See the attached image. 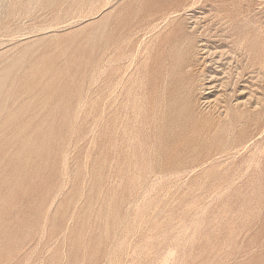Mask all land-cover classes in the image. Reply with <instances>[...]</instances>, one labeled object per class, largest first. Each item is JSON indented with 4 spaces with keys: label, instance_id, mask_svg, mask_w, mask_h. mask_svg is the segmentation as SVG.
Listing matches in <instances>:
<instances>
[{
    "label": "rangeland",
    "instance_id": "obj_1",
    "mask_svg": "<svg viewBox=\"0 0 264 264\" xmlns=\"http://www.w3.org/2000/svg\"><path fill=\"white\" fill-rule=\"evenodd\" d=\"M0 264H264V0H0Z\"/></svg>",
    "mask_w": 264,
    "mask_h": 264
},
{
    "label": "bare ground",
    "instance_id": "obj_2",
    "mask_svg": "<svg viewBox=\"0 0 264 264\" xmlns=\"http://www.w3.org/2000/svg\"><path fill=\"white\" fill-rule=\"evenodd\" d=\"M154 104V103H153ZM153 109V108H152ZM159 112V111H158ZM164 114V113H163ZM193 122V121H192ZM191 123V122H190ZM194 126V125H193ZM205 127H207V126H205ZM168 128V127H167ZM198 128V127H197ZM187 129V128H186ZM191 129H193L192 128V126H191ZM203 129V128H202ZM198 130V129H197ZM169 131V130H168ZM192 131V130H191ZM205 131V130H204ZM200 132V131H199ZM202 134V133H201ZM178 141V140H177ZM162 145V144H161ZM165 150H166V148H165ZM166 153V152H165Z\"/></svg>",
    "mask_w": 264,
    "mask_h": 264
}]
</instances>
